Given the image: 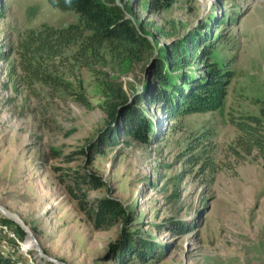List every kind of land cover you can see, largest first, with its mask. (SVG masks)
<instances>
[{
  "label": "rangeland",
  "instance_id": "rangeland-1",
  "mask_svg": "<svg viewBox=\"0 0 264 264\" xmlns=\"http://www.w3.org/2000/svg\"><path fill=\"white\" fill-rule=\"evenodd\" d=\"M104 1L144 38L136 56L85 55L75 43L50 57L31 43L77 15L0 0V207L43 256L1 213L24 247L0 228V254L20 264H264L263 161L237 149L229 121L264 122V0ZM159 67L187 92L183 80L220 70L202 97L209 111L171 118L157 99ZM126 112L148 120L146 143L127 135ZM86 175L95 186L80 187L83 212L68 189ZM105 201L118 213L100 222ZM130 239L150 251L127 252Z\"/></svg>",
  "mask_w": 264,
  "mask_h": 264
},
{
  "label": "trees",
  "instance_id": "trees-1",
  "mask_svg": "<svg viewBox=\"0 0 264 264\" xmlns=\"http://www.w3.org/2000/svg\"><path fill=\"white\" fill-rule=\"evenodd\" d=\"M46 1L52 7L61 11L73 12L77 15L79 23L78 25H69L67 28L61 30L46 28L38 36V39L31 43V45L37 47L38 51L45 52L50 57H57L62 52V49L70 46V44L80 43L79 49L81 54L93 55L104 47L110 49L114 54L126 55L132 58L142 49L144 38L137 33L132 22L125 17L118 7L109 5L104 0ZM199 40L201 41L199 38L190 40L192 41L190 46H195ZM183 51L179 60L181 64H186L188 62ZM164 55L162 54L161 56ZM162 71V67L157 69L158 83H160L159 90H157L159 93L157 99L164 102V109H166L171 118L174 119L193 113H205L209 111V106L202 102V97L209 93L212 83H216L223 78V73L220 70L211 72L210 76L212 80L209 81H206L207 76L201 78L204 81L190 78L183 80V85L187 84V86L191 87L190 92L174 85V82L170 81L169 76L162 73ZM126 115H128L125 117L128 119L127 124H125L127 135L138 142L146 143V134L149 131L148 120L142 115L133 112H126ZM229 121L239 133L236 142L237 149L247 157L255 155V158L261 159L264 169L263 120L254 116H239L232 117ZM238 150H234L235 153ZM79 182L81 184L77 185L78 190L70 188L68 189V193L73 200L79 203L80 209L84 212L87 205L84 206L85 195H83L80 187L85 185L84 187L94 189L95 182L88 175L84 176L83 180ZM113 211H116L114 203L105 201L99 205V210L93 213H95V217L100 222H105L112 218L115 219L118 212L114 213ZM131 242L132 240L130 239L129 244L125 246L127 247L126 250L127 252L133 251V255L139 258L144 256V251L149 252L151 249L146 243L135 241L134 250ZM0 264H16V262L13 258L0 254Z\"/></svg>",
  "mask_w": 264,
  "mask_h": 264
},
{
  "label": "built area",
  "instance_id": "built-area-1",
  "mask_svg": "<svg viewBox=\"0 0 264 264\" xmlns=\"http://www.w3.org/2000/svg\"><path fill=\"white\" fill-rule=\"evenodd\" d=\"M0 228L3 230V234H5V235H9L10 236V238L12 239V240H14V241H16V244L17 245H19V246H21V247H24V244L21 242H19L18 240H17V238L16 237H14V235L13 234H11V232H9V230H8V228H7V226L6 225H2V226H0ZM2 243H3V245H2ZM7 244V242L6 241H2L1 242V247L2 248H6V245ZM30 250H31V248H27V249H25V250H21L22 252H24L25 254L26 253H28V252H30ZM1 254H2V251H1ZM4 256H9V254L8 253H6ZM11 256V255H10ZM16 264H20V263H17L16 262Z\"/></svg>",
  "mask_w": 264,
  "mask_h": 264
},
{
  "label": "water",
  "instance_id": "water-1",
  "mask_svg": "<svg viewBox=\"0 0 264 264\" xmlns=\"http://www.w3.org/2000/svg\"><path fill=\"white\" fill-rule=\"evenodd\" d=\"M0 213H1L5 218H7L8 220H10V221H12V222L18 224L13 218H11L10 216L7 215V213L5 212V210H4L2 207H0ZM21 228H22V227H21ZM24 228L26 229V227H24ZM24 228H22V229H23L25 232H27ZM27 236H28L29 238H31V239L35 242V244H36V246H37V249H38L39 253L42 255L41 250H40L38 244L36 243L35 239L33 238L32 234L29 233V232H27ZM42 256H43V255H42ZM45 258H46V257H45ZM46 259H48V260H49L50 262H52V263L55 262V261L52 260V259H49V258H46Z\"/></svg>",
  "mask_w": 264,
  "mask_h": 264
},
{
  "label": "bare ground",
  "instance_id": "bare-ground-1",
  "mask_svg": "<svg viewBox=\"0 0 264 264\" xmlns=\"http://www.w3.org/2000/svg\"><path fill=\"white\" fill-rule=\"evenodd\" d=\"M7 213V212H6ZM8 215V214H7ZM14 217H15V215H14ZM15 218H17V217H15ZM18 219V218H17ZM17 222V221H16ZM18 224V226L19 227H22V228H24V225H23V222L20 220V219H18V222H17ZM25 229V228H24ZM26 230V229H25ZM26 245H28V246H31L32 247V242L28 239L27 241H26ZM35 247H36V244H35Z\"/></svg>",
  "mask_w": 264,
  "mask_h": 264
}]
</instances>
